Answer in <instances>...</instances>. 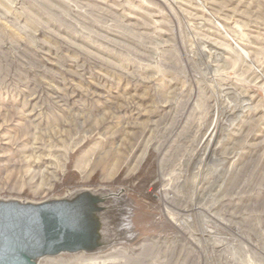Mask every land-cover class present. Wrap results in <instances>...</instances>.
<instances>
[{
  "label": "rangeland",
  "instance_id": "rangeland-1",
  "mask_svg": "<svg viewBox=\"0 0 264 264\" xmlns=\"http://www.w3.org/2000/svg\"><path fill=\"white\" fill-rule=\"evenodd\" d=\"M83 189L118 236L39 264H264V0H0V199Z\"/></svg>",
  "mask_w": 264,
  "mask_h": 264
},
{
  "label": "water",
  "instance_id": "water-1",
  "mask_svg": "<svg viewBox=\"0 0 264 264\" xmlns=\"http://www.w3.org/2000/svg\"><path fill=\"white\" fill-rule=\"evenodd\" d=\"M110 195L83 189L36 203L0 199V264L105 249L116 239L108 232Z\"/></svg>",
  "mask_w": 264,
  "mask_h": 264
},
{
  "label": "bare ground",
  "instance_id": "bare-ground-1",
  "mask_svg": "<svg viewBox=\"0 0 264 264\" xmlns=\"http://www.w3.org/2000/svg\"><path fill=\"white\" fill-rule=\"evenodd\" d=\"M236 47L239 49V51L244 55V57H246L247 58V53L242 49V48H240L239 46H237L236 45ZM215 127H216V120L214 121V124L211 126V128L208 130V132L206 131V135L204 136V139H207L208 140V137H211V135H212V133H213V131H214V129H215ZM116 202V200L115 199H111L110 200V203H108V204H113V203H115ZM121 222V221H120ZM119 222V228L121 227V223ZM119 228H116V231H114V233H115V236H118V234H119ZM102 250H104V249H102ZM102 250H99V251H97V252H100V251H102Z\"/></svg>",
  "mask_w": 264,
  "mask_h": 264
},
{
  "label": "built area",
  "instance_id": "built-area-1",
  "mask_svg": "<svg viewBox=\"0 0 264 264\" xmlns=\"http://www.w3.org/2000/svg\"><path fill=\"white\" fill-rule=\"evenodd\" d=\"M158 260V261H157ZM156 261H157V263H156V261H155V263L156 264H170V262H168L167 260V258H165V259H163V258H160L159 256H158V259H157ZM152 263H154V262H152ZM171 263H173V262H171ZM186 264V263H185Z\"/></svg>",
  "mask_w": 264,
  "mask_h": 264
}]
</instances>
